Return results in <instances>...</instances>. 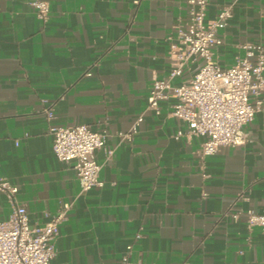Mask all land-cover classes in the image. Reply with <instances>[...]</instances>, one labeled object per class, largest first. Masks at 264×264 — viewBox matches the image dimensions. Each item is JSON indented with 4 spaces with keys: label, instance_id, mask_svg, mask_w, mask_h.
<instances>
[{
    "label": "crops",
    "instance_id": "crops-1",
    "mask_svg": "<svg viewBox=\"0 0 264 264\" xmlns=\"http://www.w3.org/2000/svg\"><path fill=\"white\" fill-rule=\"evenodd\" d=\"M48 1L44 21L32 0H0V178L18 187L31 225L72 203L52 264H264V233L230 216L264 213V106L245 144L206 157L204 138L171 114L174 97L147 109L152 82L176 64L170 37L189 23L187 0ZM232 1L210 0L207 18ZM220 33L223 68L245 43L264 46V0H236ZM77 124L107 134L95 152L104 185L86 193L49 133ZM10 214L0 193V222Z\"/></svg>",
    "mask_w": 264,
    "mask_h": 264
},
{
    "label": "built area",
    "instance_id": "built-area-1",
    "mask_svg": "<svg viewBox=\"0 0 264 264\" xmlns=\"http://www.w3.org/2000/svg\"><path fill=\"white\" fill-rule=\"evenodd\" d=\"M235 2H229L214 18L208 19L210 0H187L189 23L177 30L175 39L170 37L176 64L166 78L152 82L148 95L147 109L156 114L160 113V102L171 97L176 99L171 114L187 123L190 134L204 138L198 150L201 157L214 155L225 146L245 144L244 128L264 106V46L245 43L244 55L227 68L215 57L214 49L224 41L220 31L228 26ZM31 5L39 19L48 20V0H32ZM197 60L202 63L193 76L176 82L175 79L184 77L188 65ZM142 120L141 115L135 124ZM49 133L54 138L56 158L74 164L82 193L104 185L95 152L104 147L106 132L77 124L50 125ZM183 135L178 130L176 137ZM123 138H130V134H124ZM112 154V150L108 151V156ZM18 191L7 178H0V193L7 197L11 207L9 218L0 222V264H52L59 227L72 203L62 202L55 214L47 216L46 222L31 225L26 206L17 200ZM230 216L236 222L244 219L249 226L258 227L264 233V213L240 210ZM121 264L145 263L131 262L124 257Z\"/></svg>",
    "mask_w": 264,
    "mask_h": 264
}]
</instances>
